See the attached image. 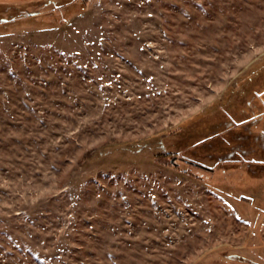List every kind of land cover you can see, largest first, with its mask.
Masks as SVG:
<instances>
[{"label": "rangeland", "instance_id": "rangeland-1", "mask_svg": "<svg viewBox=\"0 0 264 264\" xmlns=\"http://www.w3.org/2000/svg\"><path fill=\"white\" fill-rule=\"evenodd\" d=\"M0 1L40 22L0 31V264H264V158L163 144L264 63V0Z\"/></svg>", "mask_w": 264, "mask_h": 264}, {"label": "trees", "instance_id": "trees-1", "mask_svg": "<svg viewBox=\"0 0 264 264\" xmlns=\"http://www.w3.org/2000/svg\"><path fill=\"white\" fill-rule=\"evenodd\" d=\"M79 1L83 6L82 10L89 4V0ZM20 2L24 3V1H18V3ZM0 4H6V1H0ZM58 8L68 10L65 4H55L52 6L51 10H57ZM23 13H26V15ZM34 15V13H28L26 11H20L14 15L8 11L2 10V12H0V31L7 32L6 29L10 27L5 24L10 22H15L16 26L30 21L40 23L32 19ZM63 18L66 21L69 19H66L65 16H63ZM56 26V24L50 25V27ZM42 27L44 26H39V28ZM263 70L264 63H259L258 66L253 65L251 69L240 76L238 85L229 87L224 97L213 101L204 113L196 115L186 124L170 130V135L167 136L170 142L166 144V142L164 143L163 141L164 148L166 149L165 155H171L173 156L172 158L176 160V154L179 152L178 146L182 145L186 141V137L192 133L198 137L195 142H200V145L208 141L210 144H213L217 139L221 142L228 140L234 142L238 139L242 142V148L244 147L245 159H251L250 157L253 158L255 156L264 158ZM236 115H239L240 119H237ZM223 117L224 119H222ZM167 137H165V140ZM102 154L104 153L98 152V155ZM206 158V156H203V159ZM182 160L191 163L190 161ZM259 162L262 161L259 160ZM209 170L211 171V169Z\"/></svg>", "mask_w": 264, "mask_h": 264}, {"label": "crops", "instance_id": "crops-1", "mask_svg": "<svg viewBox=\"0 0 264 264\" xmlns=\"http://www.w3.org/2000/svg\"><path fill=\"white\" fill-rule=\"evenodd\" d=\"M245 164L247 163V164H257V163H259V160L258 159H256V158H251V159H246L245 160V162H244Z\"/></svg>", "mask_w": 264, "mask_h": 264}, {"label": "water", "instance_id": "water-1", "mask_svg": "<svg viewBox=\"0 0 264 264\" xmlns=\"http://www.w3.org/2000/svg\"><path fill=\"white\" fill-rule=\"evenodd\" d=\"M171 161L174 162V159H172Z\"/></svg>", "mask_w": 264, "mask_h": 264}]
</instances>
